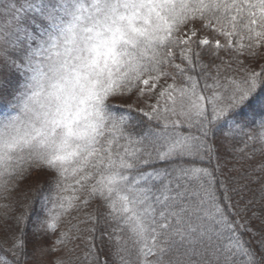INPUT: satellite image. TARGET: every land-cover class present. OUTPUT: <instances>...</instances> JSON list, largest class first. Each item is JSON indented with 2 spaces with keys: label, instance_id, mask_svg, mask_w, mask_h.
<instances>
[{
  "label": "snow or ice",
  "instance_id": "snow-or-ice-1",
  "mask_svg": "<svg viewBox=\"0 0 264 264\" xmlns=\"http://www.w3.org/2000/svg\"><path fill=\"white\" fill-rule=\"evenodd\" d=\"M0 100V264H264V0H0Z\"/></svg>",
  "mask_w": 264,
  "mask_h": 264
},
{
  "label": "rangeland",
  "instance_id": "rangeland-1",
  "mask_svg": "<svg viewBox=\"0 0 264 264\" xmlns=\"http://www.w3.org/2000/svg\"><path fill=\"white\" fill-rule=\"evenodd\" d=\"M85 3L91 2V0H84ZM223 42V40H222ZM239 42V41H238ZM161 84H164L165 82L163 80L160 81ZM167 83H171V81H167ZM15 101H13V104ZM13 104L8 103L5 100H0V121L5 120L6 118L15 116L19 113V110L15 107H13ZM26 156V153L24 154ZM28 163L25 162V160L20 159L18 156H14L13 160L9 162V166L7 168L0 167V184H6L7 185V180L9 179H15L17 178V173H19L21 167L25 169L28 167ZM46 173H33V178L30 180H26L23 184L20 185L19 190L23 187L26 189H29L30 186H34L37 183H39L41 186H43L45 180H46ZM68 185H69V190L68 191H63L60 193H56L55 191L48 193L45 192L46 195H51L52 197V203L49 205V207L53 208V211L59 212L60 209L56 207V201L59 199V197H67L69 200H73L75 197L79 196L81 193L76 189L74 186V182L71 178V173H69V180H68ZM8 187V186H7ZM32 189H36L35 187H32ZM11 201H14V191L11 192V188H9L8 193ZM31 193H29L30 195ZM38 194V192H37ZM3 199H0V205H3L4 203ZM39 203H37L35 208H39ZM67 208V204L65 205ZM2 211V209H0ZM70 212L71 209H68ZM76 216V213H72L71 215L65 214L63 216V220L66 223V225H71V223L74 222V217Z\"/></svg>",
  "mask_w": 264,
  "mask_h": 264
},
{
  "label": "trees",
  "instance_id": "trees-1",
  "mask_svg": "<svg viewBox=\"0 0 264 264\" xmlns=\"http://www.w3.org/2000/svg\"><path fill=\"white\" fill-rule=\"evenodd\" d=\"M206 2H207V0H206ZM28 167H26L25 168V170L27 169ZM18 182V178H15V179H9V180H7V186H8V190H9V188H11V192L13 191L12 189H13V186H14V184H16ZM24 191H25V188H21L20 190H18V191H14V201L16 200V199H19V198H21L22 197V195H23V193H24ZM31 194L29 195V199L33 202V207H36V205H37V202H36V196L38 195L37 194V190L36 189H32L31 190V192H30ZM5 201V200H4ZM4 201H2L3 203H4ZM77 215V214H76ZM76 217V216H75ZM75 217L73 218L74 219V222L73 223H75ZM68 227H70L71 225H67ZM0 236H2V233H0Z\"/></svg>",
  "mask_w": 264,
  "mask_h": 264
}]
</instances>
